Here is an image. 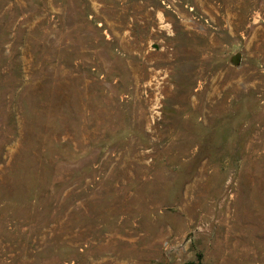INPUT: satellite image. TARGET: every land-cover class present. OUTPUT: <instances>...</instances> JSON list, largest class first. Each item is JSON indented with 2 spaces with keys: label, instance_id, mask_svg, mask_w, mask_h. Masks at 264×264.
I'll use <instances>...</instances> for the list:
<instances>
[{
  "label": "rangeland",
  "instance_id": "obj_1",
  "mask_svg": "<svg viewBox=\"0 0 264 264\" xmlns=\"http://www.w3.org/2000/svg\"><path fill=\"white\" fill-rule=\"evenodd\" d=\"M264 264V0H0V264Z\"/></svg>",
  "mask_w": 264,
  "mask_h": 264
},
{
  "label": "trees",
  "instance_id": "obj_2",
  "mask_svg": "<svg viewBox=\"0 0 264 264\" xmlns=\"http://www.w3.org/2000/svg\"><path fill=\"white\" fill-rule=\"evenodd\" d=\"M189 264H195V263H189ZM200 264V263H199Z\"/></svg>",
  "mask_w": 264,
  "mask_h": 264
}]
</instances>
